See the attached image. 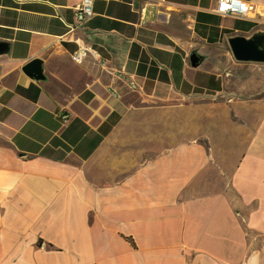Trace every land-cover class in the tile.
Instances as JSON below:
<instances>
[{
  "label": "crops",
  "instance_id": "0c3cea01",
  "mask_svg": "<svg viewBox=\"0 0 264 264\" xmlns=\"http://www.w3.org/2000/svg\"><path fill=\"white\" fill-rule=\"evenodd\" d=\"M216 1L0 0V264H264V0Z\"/></svg>",
  "mask_w": 264,
  "mask_h": 264
},
{
  "label": "water",
  "instance_id": "95a60500",
  "mask_svg": "<svg viewBox=\"0 0 264 264\" xmlns=\"http://www.w3.org/2000/svg\"><path fill=\"white\" fill-rule=\"evenodd\" d=\"M228 46L233 57L240 61L264 62V27H258L249 34L232 33L227 36ZM203 60V55L193 49L189 54L192 66H197ZM31 77L42 80L45 78L44 65L38 57L30 59L23 67ZM24 155V153H19Z\"/></svg>",
  "mask_w": 264,
  "mask_h": 264
},
{
  "label": "built area",
  "instance_id": "2783aa9c",
  "mask_svg": "<svg viewBox=\"0 0 264 264\" xmlns=\"http://www.w3.org/2000/svg\"><path fill=\"white\" fill-rule=\"evenodd\" d=\"M213 11L216 13L224 15H238V16H254L256 10L249 4L247 0H217L213 8ZM93 13V0H81L78 4L76 11L77 23L80 24L84 22L89 16ZM73 29V27H70ZM88 53L97 55V50L92 47L90 44L82 41L76 43L75 49L70 53V57L75 62H81L84 56ZM131 88L135 87L133 81H129ZM62 119L67 118L66 113L60 114ZM244 264V263H240Z\"/></svg>",
  "mask_w": 264,
  "mask_h": 264
}]
</instances>
